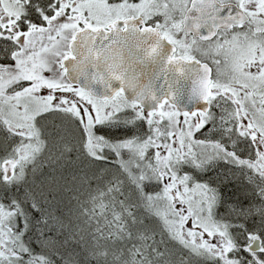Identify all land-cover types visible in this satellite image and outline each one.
<instances>
[{
    "label": "snow or ice",
    "instance_id": "1",
    "mask_svg": "<svg viewBox=\"0 0 264 264\" xmlns=\"http://www.w3.org/2000/svg\"><path fill=\"white\" fill-rule=\"evenodd\" d=\"M142 2L106 0L113 8L123 6L133 13L128 19L136 24L131 27L138 24L142 31L156 35L151 51H156L159 38L169 41V64L175 65L179 76L185 75L186 64L199 65L190 95V100L198 99L194 108L176 105L171 85L170 94L154 97L155 106L148 108L141 101H129L124 87L97 99L63 82L67 61L76 59L71 45L81 33L95 34L94 43L96 36L104 33L107 39V33L121 24L119 30L127 31V20L99 22L90 8L82 7L89 0H0V205L24 215L23 204L13 193L25 178L21 162L27 156L22 149L30 140L78 138L91 160L116 157L117 147L131 155V149L150 145L144 158L154 162L159 154L168 163L167 175L147 181L148 187L159 190L158 199L168 202L165 214L188 230L189 239L195 238L192 247L175 241L183 249L181 264H264V45L256 49L259 58L245 69L254 74L252 85L235 84L238 69L225 48L233 37H264V0H236L243 10L240 16L229 17L218 31L200 38L205 47L215 43V50L208 52L202 51L190 31L171 32L163 12L138 19L144 16L139 10ZM9 7L24 11L4 14ZM33 30L38 49L27 46ZM65 32L70 33V44L57 50L54 38ZM45 33L53 43H45ZM47 57L52 58L51 66ZM93 140L96 154L91 150ZM152 195L144 193L145 199ZM31 211L37 223H48L34 201ZM27 227L22 220L17 229L21 238L28 235ZM197 244L214 252L211 259L194 250ZM133 255L138 257L133 264H169L171 259L163 248L151 255L143 251ZM0 264L9 260L0 257Z\"/></svg>",
    "mask_w": 264,
    "mask_h": 264
},
{
    "label": "rangeland",
    "instance_id": "2",
    "mask_svg": "<svg viewBox=\"0 0 264 264\" xmlns=\"http://www.w3.org/2000/svg\"><path fill=\"white\" fill-rule=\"evenodd\" d=\"M180 1L184 0L172 1V12L169 10L171 14L183 11L184 4ZM125 9L123 6L113 8L107 5L103 17L101 14L98 17H102L103 21L108 20L115 14L123 13ZM92 15L95 17L93 12ZM98 17L95 18L100 19ZM252 21L258 23L255 16H252ZM37 39L33 31L27 46L32 48L35 45L38 49ZM197 41L202 51L215 50V43L205 47V43ZM262 45L264 37L248 40L233 37L225 45L229 61L234 62L238 69L236 85L254 84V74L245 69L250 62L259 58L256 49ZM66 48L64 45L57 47V50L63 51ZM261 51L264 52V48ZM221 60H224L223 56ZM230 77L231 73L225 78ZM64 83L82 89L75 84ZM2 145L3 141H0ZM149 146L133 148L131 155L127 153L128 160L136 166L133 174L122 169L116 157L98 156L97 160L89 159L78 138L68 139L67 142L28 141L22 149L27 156V160L21 162L25 178L13 193L23 204L24 215L20 216V221H27L28 227L24 230L28 231V235L21 238V231L16 232V210L9 212L0 205V257L7 258L9 264H38L22 254L27 251L39 257L40 261H44V256L49 258L47 261L50 264H133L138 259L133 255L134 252L143 251L145 255H151L156 248H163L171 256L169 264H181L179 257L183 249L175 241L192 247L195 238L189 239L188 230L177 225H170L166 229V216L158 205L159 221L146 214L142 207V199L147 203L150 199L142 198L139 186L147 181L155 182L152 174L146 171L147 165L142 155ZM103 147L109 145L104 144ZM119 149L117 147L116 151ZM91 150L96 154L95 140L91 142ZM156 161L166 165L168 158L158 154ZM156 174L160 180L167 175L161 168L157 169ZM153 193L151 197L155 203H168L158 199L157 188ZM33 201L40 208L41 214L48 218L47 224L37 223L33 218ZM194 250L207 259L214 255V252L203 251L200 244Z\"/></svg>",
    "mask_w": 264,
    "mask_h": 264
},
{
    "label": "water",
    "instance_id": "3",
    "mask_svg": "<svg viewBox=\"0 0 264 264\" xmlns=\"http://www.w3.org/2000/svg\"><path fill=\"white\" fill-rule=\"evenodd\" d=\"M233 2L220 3L217 0H191L182 17V29L193 36L201 38L220 29L229 22V17H239L242 13ZM116 18L113 21L127 20V31L121 24L118 29L96 36L93 43L91 35L81 33L71 51L75 60L67 61L68 72L64 74L68 83L75 84L97 99L110 97L114 89L124 87L129 101H141L144 106L152 108L155 98H163L175 88L174 103L181 109L194 108L197 98L190 100L194 80L199 68L196 64L185 65V75L179 76L175 65L169 64L172 45L165 38L158 39L154 33L141 30V25L133 28L136 21ZM138 19L143 20L142 17ZM110 23V22H109ZM115 42V43H114ZM70 44L68 42L67 48ZM99 53V55H96ZM179 76V86L175 82ZM117 77H120L119 79Z\"/></svg>",
    "mask_w": 264,
    "mask_h": 264
},
{
    "label": "flooded vegetation",
    "instance_id": "4",
    "mask_svg": "<svg viewBox=\"0 0 264 264\" xmlns=\"http://www.w3.org/2000/svg\"><path fill=\"white\" fill-rule=\"evenodd\" d=\"M173 0H159V2H157V0H143L141 6H140V11L144 13V16H142L143 19H147L149 15L151 14H155L156 12H163L165 15V19L168 22L169 25V30H178V32L183 31L182 29V17L186 11V9L188 8L190 1L191 0H184V1H180V3L184 4V9L182 12L177 13V14H171V8H173ZM220 3H225V2H233L236 4V0H217ZM246 1V0H245ZM176 3V2H175ZM237 5V4H236ZM86 8H90L91 9V15L92 12L95 14V17H98V14H101V16L103 17V13H105L104 11V7L107 6L106 4V0H89V3L84 5ZM240 8V7H239ZM170 10V12H169ZM13 11H19V12H23L24 9L21 7L20 9H13L11 7L6 8L4 14H9L10 12ZM133 13H130L129 9L126 8L125 11L121 14H115L113 17L109 18L108 20H104L101 19L102 17H98L100 19H97L99 22L101 23H109L112 20L116 19V18H124L126 16H130ZM219 30V29H218ZM217 30V31H218ZM35 31V30H33ZM45 36V43L47 44H51L53 43V41H49L47 40V33L42 34ZM192 37H194L196 40H200L199 37L193 36L192 34H190ZM70 36V33H63V35L55 37V41H57V47H62L64 45H68V42L70 41V39L68 38ZM203 43H205L204 41H201Z\"/></svg>",
    "mask_w": 264,
    "mask_h": 264
},
{
    "label": "trees",
    "instance_id": "5",
    "mask_svg": "<svg viewBox=\"0 0 264 264\" xmlns=\"http://www.w3.org/2000/svg\"><path fill=\"white\" fill-rule=\"evenodd\" d=\"M60 48V47H59ZM51 57H47V60L49 61V66H51V64H50V61H51ZM64 75V74H63ZM62 75V78H63V81L64 82H67V80L65 79V77ZM147 153V149H146V151L142 154L143 156H145V154ZM125 156H127V157H125ZM142 156V157H143ZM116 158L117 159H119V161L117 162L118 164H119V166L122 168V169H124L125 171H130L131 173H133L134 174V172H135V167L136 166H134L131 162H130V160H128V158H129V156L127 155V153H123V152H121V150L119 149L118 151H117V156H116ZM145 159V158H144ZM120 160H122V161H120ZM145 162H146V165H147V168H146V171L149 173V174H152V177L154 178V180L156 181L157 179H158V177H157V169H159V168H161V169H164V167H165V163L163 164V163H160L159 161H150V160H148V159H145ZM122 165V166H121ZM139 184V183H138ZM148 184L147 183H143L141 186H139V194L142 196V198H143V196H144V193L145 192H151V193H153L154 191H155V188H153L152 190H150L149 188H148V186H147ZM142 207H143V210L146 212V214L148 213V214H150L151 216H157V217H159L160 218V212L158 211V207H157V205L161 208V209H163L164 210V216H166L165 218H166V220H167V222H166V229H168V228H170L171 226H175V225H177L178 226V222L177 221H175V219L174 218H172V219H170L165 213L167 212V211H169V209H168V203H155V201H154V199L151 197L150 198V202L149 203H147V202H145L143 199H142ZM145 209H147V210H145ZM61 211V210H60ZM62 212V211H61ZM14 221H17L18 222V224H17V229H19L20 228V226H21V221H20V216H18V215H16L15 216V218H14ZM159 221V220H158ZM171 221H173V223L171 224ZM171 225V226H170ZM16 229V232L18 231ZM19 232V231H18ZM13 249H15V248H13ZM24 253V252H23ZM22 253V254H23ZM25 257H29L30 259H31V261L32 262H36V263H38V264H50L49 263V261H47V259H49V258H47V257H45L44 256V261H40L39 260V257H37V256H34V255H30V254H28V256H25ZM23 260V259H22ZM58 261V260H57Z\"/></svg>",
    "mask_w": 264,
    "mask_h": 264
}]
</instances>
